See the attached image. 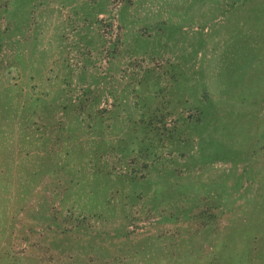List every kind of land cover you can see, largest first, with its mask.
<instances>
[{
  "label": "rangeland",
  "instance_id": "rangeland-1",
  "mask_svg": "<svg viewBox=\"0 0 264 264\" xmlns=\"http://www.w3.org/2000/svg\"><path fill=\"white\" fill-rule=\"evenodd\" d=\"M0 264H264V0H0Z\"/></svg>",
  "mask_w": 264,
  "mask_h": 264
}]
</instances>
